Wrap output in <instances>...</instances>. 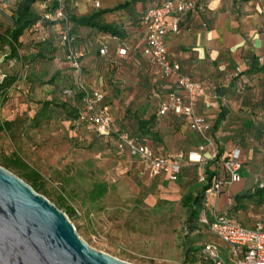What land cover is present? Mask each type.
<instances>
[{
    "label": "crops",
    "instance_id": "obj_1",
    "mask_svg": "<svg viewBox=\"0 0 264 264\" xmlns=\"http://www.w3.org/2000/svg\"><path fill=\"white\" fill-rule=\"evenodd\" d=\"M97 1L99 7L84 0L78 10L87 15L125 0ZM127 1L131 2L129 10L106 13L100 18L104 23L115 25L122 32L121 37L85 27L73 31L83 47L81 69L84 82L104 92L102 104L111 116L115 131L140 138L156 154L170 156L181 153V179L188 180L187 175L194 171V165L199 164L189 160L188 154L196 152L200 138L188 128L183 116L171 112L164 115L158 113L168 92L176 90L175 84L173 80H161L156 68L142 53L145 29L139 24V17L163 0ZM194 1L202 4V9L184 15L179 32L165 35V45L170 60L180 65L179 73L200 81L205 88V96L199 99L197 105L198 113L211 126L221 108L226 113L211 135L218 155L235 147L242 151L241 180L212 199L211 207L243 226L253 227L264 217V201L257 208H246L241 201L256 196L264 198V195L254 191L261 187V183L264 184V71H245L253 61L264 65V0ZM75 5L76 2L71 7ZM26 34L21 41L26 40ZM101 43H107L105 55L99 53ZM122 45L127 47L125 55L118 52ZM259 58L262 61H258ZM61 66L63 68L59 71L66 78L63 85H71L75 70L66 61ZM59 87L60 84L50 85V98H56ZM68 103L72 104L71 101ZM209 154V147L201 152L203 158H208ZM127 156L132 161H139ZM200 163L205 168L213 167L208 160ZM153 179L158 187L171 183L164 176ZM249 193L252 194L250 197L235 198ZM210 236L212 239L209 241L217 243L225 255L226 245L217 237Z\"/></svg>",
    "mask_w": 264,
    "mask_h": 264
},
{
    "label": "rangeland",
    "instance_id": "obj_2",
    "mask_svg": "<svg viewBox=\"0 0 264 264\" xmlns=\"http://www.w3.org/2000/svg\"><path fill=\"white\" fill-rule=\"evenodd\" d=\"M74 1L77 5L69 6V14L81 16L78 8L84 0ZM13 2L8 0L7 10L0 16L1 32L10 25L8 14L15 6ZM43 31L47 36L45 26L28 32L18 48L20 60L4 57L0 61V76H18L4 99L0 98V122L12 123L9 130L0 132V160L18 152L40 174L47 191L45 197L56 206L59 196L63 197L59 209L90 247L132 264H208L200 258L199 250L212 237L198 217L188 225L187 209L182 204L184 196H194L199 191L198 177L205 169L200 162L194 165V174L188 180L178 178L158 187L155 179L148 177L145 165L132 161L117 150L112 138L98 136L86 123L67 122L60 117L44 121L37 128L30 127L38 104L50 100V76L65 62L61 49L51 59L26 60L35 53ZM52 36L56 32L48 35L55 41ZM75 45L77 49L82 45L78 38ZM2 48L0 43V57ZM32 73L42 77L43 84L34 85L25 78L21 81ZM64 80L58 77L56 84L62 86ZM9 171L19 174L14 169ZM96 184L106 187L100 197L92 194ZM263 201L256 196L241 202L246 208H257ZM69 207L74 209L73 216L66 214Z\"/></svg>",
    "mask_w": 264,
    "mask_h": 264
},
{
    "label": "built area",
    "instance_id": "obj_3",
    "mask_svg": "<svg viewBox=\"0 0 264 264\" xmlns=\"http://www.w3.org/2000/svg\"><path fill=\"white\" fill-rule=\"evenodd\" d=\"M61 1L40 0L36 2V6L43 18L64 21L57 32V36L67 46L65 58L78 72L75 79V90L82 94V108L78 112L75 123L89 124L100 137L114 136L117 150L126 152L132 158H137L146 165L149 178L164 176L171 182L177 181L181 170L180 160L183 157L181 153L170 156L156 154L146 142L130 136L126 132H118L113 129L111 116L102 104L104 92L100 88L87 86L83 80L80 62L83 51L72 48L70 24L60 8ZM50 2L59 4L51 12L47 10ZM88 3L94 7H99L97 0H88ZM7 6L8 0H0V12L5 10ZM202 7V4H198L194 0H163L159 5L144 11L139 18V24L145 29V43L142 53L149 64L156 68L161 80H173L175 84L176 90L167 94L166 100L159 106L158 113L164 115L171 112L174 115L183 116L188 128L196 132L202 141L196 152L188 154V159L198 162L208 160L213 164L212 168H208L211 172L210 179H208V173L205 169L201 171L198 177V182L206 185L198 221L209 234L217 237L226 245V254L221 253L217 243L207 241L201 245L200 258L208 264H264V218L258 220L253 227L243 226L224 215L218 214L210 204L212 199L219 197L227 187L241 180L242 151L235 147L221 156L218 155V150L210 133L211 124L197 111L199 99L205 96V88L200 81L179 73L180 65L170 60L165 45V35L169 32L175 34L179 32L180 21L183 16L188 12L202 9ZM38 39H42V36H39ZM107 51V43H101L99 53L105 55ZM118 52L125 55L127 47L120 46ZM3 58L4 56H1L0 61ZM258 61H262V58H259ZM63 94L71 96L73 91L66 88ZM208 147L210 154L208 158H203L201 152ZM193 153L198 155L197 160L192 159ZM260 186L262 187L263 184L261 183Z\"/></svg>",
    "mask_w": 264,
    "mask_h": 264
},
{
    "label": "trees",
    "instance_id": "obj_4",
    "mask_svg": "<svg viewBox=\"0 0 264 264\" xmlns=\"http://www.w3.org/2000/svg\"><path fill=\"white\" fill-rule=\"evenodd\" d=\"M37 1L40 0H18L13 2L15 6L13 7V10L8 14L10 25L3 32L0 31V43L2 44L3 47L1 51L2 56H4L6 59L10 58V59L20 60L21 58L18 54V48L21 43L20 38L24 34L36 30V27L42 28L43 26H45L48 27V32L49 29L51 33L56 32V36H52L56 38L55 41L52 40L51 38H48L50 32L48 33L47 36H45L43 31L42 39H39L36 44L35 53L31 57L26 58V60L30 61V60H34L35 58L51 59L54 57L55 51L61 49V51L64 53L63 54L64 60L68 64H70L69 61L65 58L67 52V46L57 36V32L59 31V28H61L64 21L49 20L43 18L42 13L39 11V9L36 6ZM65 1L67 2L64 4ZM74 2H75L74 0H62L60 4V8L64 12L67 21L70 24L71 45L74 50L83 51L82 46H80V48L78 49L76 48L75 45L76 37L73 35L74 34L73 31L79 27L90 28L97 30L98 32H102L104 34H108L110 36L121 37L122 32L118 30L115 25L111 23H104L100 21V18L106 13H111L120 10H129L131 3L130 1L125 0L124 2L119 3L111 8L97 9L94 12L81 16H75L69 14L70 7ZM58 5L59 4L57 2H50V4L47 7V10L51 12L56 7H58ZM6 10L7 8L2 12H0V16L4 14ZM57 24L59 28L58 29L53 28ZM81 58H80V62H81ZM73 69L75 70L76 73L72 84L67 86L62 85L61 87L56 89L57 91H59V93L56 92L57 93L56 98H50V100H43L38 104L39 106L37 107L34 115L30 120L31 128H37L44 121H48L60 117L75 123L78 117V112L82 108V102H81L82 94L79 91L75 90V79L78 75V72L75 68ZM256 71H264V65L260 66L255 61H253L249 69H247L245 72L252 73ZM59 73L60 71H56L52 76H50L47 83H50V85H57L56 80L58 77L63 78L64 80V77H62V75H60L61 73L60 74ZM81 75H82V69H81ZM24 78L34 85L35 83L43 84L42 77H38L34 73L24 76L23 80L21 81H25ZM17 81H18V76L13 74L4 73L3 76L2 75L0 76V98L2 100L4 99V96L8 88ZM66 88H70L73 91V94L71 96H66L63 94V91ZM68 100L72 102L71 105H69ZM225 115H226L225 111L221 108L215 123L211 126V132H210L211 135L212 132L217 129V126L219 125L221 120L224 119ZM11 125L12 123L10 121H1L0 132L9 130ZM109 137L115 141L114 136H109ZM138 139L141 140L140 138ZM200 143H202L201 139L199 144ZM0 165L8 170L11 169L16 170L19 173L18 177H20L22 180L23 179L26 180V183H28L36 192H40L42 195L47 196V191L43 189L42 183L40 181L41 179L40 174L35 169L29 167V165L23 160V158L19 155L18 152H12L7 158H3L2 160H0ZM205 170L208 173V179H210L211 172H209L207 167L205 168ZM181 171L182 170H180L179 178H181ZM196 187L197 189H199L197 194L193 196L192 194L189 193L186 196H184L182 199V204L183 206L186 207L188 213V225H190L192 220L196 219L199 216L203 191L206 188V185H202L199 183V185H197ZM105 190H106L105 185L96 184L92 189V194L96 195L97 197H100L105 192ZM254 191H258L259 193H261V196L264 195V184L260 188L259 187L255 188ZM258 192L256 194H258ZM251 195L252 194L250 193L242 194L236 196L235 198L246 197ZM58 199L59 201L57 203L58 204L57 207L63 205L64 203L62 196H59ZM66 214L68 216H73L75 214L74 209L71 207L66 208ZM190 229H192V227ZM195 249L196 248H193L191 250H195Z\"/></svg>",
    "mask_w": 264,
    "mask_h": 264
},
{
    "label": "water",
    "instance_id": "obj_5",
    "mask_svg": "<svg viewBox=\"0 0 264 264\" xmlns=\"http://www.w3.org/2000/svg\"><path fill=\"white\" fill-rule=\"evenodd\" d=\"M0 264H132L90 247L55 204L0 166Z\"/></svg>",
    "mask_w": 264,
    "mask_h": 264
},
{
    "label": "bare ground",
    "instance_id": "obj_6",
    "mask_svg": "<svg viewBox=\"0 0 264 264\" xmlns=\"http://www.w3.org/2000/svg\"><path fill=\"white\" fill-rule=\"evenodd\" d=\"M192 159L197 160L198 159V155L193 153L192 154Z\"/></svg>",
    "mask_w": 264,
    "mask_h": 264
}]
</instances>
